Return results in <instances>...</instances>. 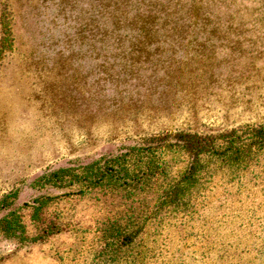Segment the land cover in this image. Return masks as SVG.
Listing matches in <instances>:
<instances>
[{"label":"rangeland","instance_id":"374dc122","mask_svg":"<svg viewBox=\"0 0 264 264\" xmlns=\"http://www.w3.org/2000/svg\"><path fill=\"white\" fill-rule=\"evenodd\" d=\"M109 1L106 16L104 0H0V200L16 192L10 208L0 205V218L15 209L27 235L40 237L19 245L0 236V264H60L81 236L92 235L85 229L125 209L120 204L128 191L104 188L60 196L33 219L25 203L78 188L40 187L43 174L81 172L97 160L104 166L131 150V167L138 168L144 161L138 149L180 142L183 134L214 137L239 125L264 124V0H244L247 19L255 10L260 19H248L239 47L231 27L218 39V31L214 36L210 27L189 23L168 32L166 26L157 42L124 26L107 37L124 8L121 0ZM135 16L134 7L128 9L127 21ZM164 151L153 153L163 158ZM258 162L247 166L256 167L254 173L240 179L231 174L241 192L206 202L203 220L228 213L247 222L264 215V157ZM184 165L152 178L154 188L137 197L149 208L168 175Z\"/></svg>","mask_w":264,"mask_h":264},{"label":"trees","instance_id":"16d2710c","mask_svg":"<svg viewBox=\"0 0 264 264\" xmlns=\"http://www.w3.org/2000/svg\"><path fill=\"white\" fill-rule=\"evenodd\" d=\"M104 5L108 11L110 1L105 4L104 0ZM120 6L124 8L122 12L119 10L113 32L108 36L103 34L104 37L114 35L117 26H124L133 32L137 29L138 37L157 42L166 26L168 32L169 26L178 28L189 23L193 27L202 25L204 30L210 27L213 30L209 33L214 36L218 31V39L229 34H221L224 27H231L238 35L230 36H235L239 47L248 19L252 24L260 19L256 10L253 17L247 19L244 0H121ZM131 7L136 16L127 21ZM6 29H9L6 39L11 40L13 27ZM237 52L241 51L234 53ZM256 65L253 61L250 69H255ZM185 135H180V142L138 149V154L144 158L142 163L138 162V168L131 167L130 157L135 152L131 150L109 159L104 166L97 160L81 172L59 168L37 178L40 187L47 183L64 187L62 183H65L78 188L56 195H41L25 203L32 208L33 219H40L43 208L60 196L104 188L128 191L127 195L131 191L134 195L130 198L124 194L120 204L125 208L122 214L118 210L113 218L98 222L94 229H85L92 235L87 240L81 236L70 251L59 257L60 264H264V215L247 222H240L238 216L228 213L214 218L208 216L205 220L201 215L206 202L211 206L220 197H230L232 190L241 192L240 187L232 185L231 174H234L232 178L240 179L243 172L257 171L256 167L247 166L261 162L264 157V124L239 125L214 137ZM159 148L165 150L163 158L153 153ZM168 152L172 159L167 158ZM181 161L185 162L184 169L168 175L161 193L147 208L148 203L137 194L147 186L154 188L152 178L169 172V167ZM158 190L156 187L155 194ZM15 196L16 192L4 196L0 200L1 207L10 208L13 203L10 197ZM207 198L210 199L206 201ZM195 219L201 224L196 229ZM151 225L154 232L150 234ZM0 236L13 239L19 245L40 238L27 235L21 215L15 209L0 218ZM171 246L173 250L169 249Z\"/></svg>","mask_w":264,"mask_h":264}]
</instances>
